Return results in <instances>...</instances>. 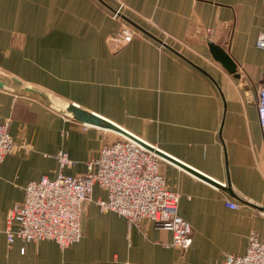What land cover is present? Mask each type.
<instances>
[{"label": "crops", "instance_id": "crops-1", "mask_svg": "<svg viewBox=\"0 0 264 264\" xmlns=\"http://www.w3.org/2000/svg\"><path fill=\"white\" fill-rule=\"evenodd\" d=\"M120 3L159 39L166 31V43L208 75L150 37L117 45L111 11ZM260 31L264 0H0V122L17 145L0 162V264H221L225 253H245L251 230L264 239ZM70 105L166 156L161 169L192 227L189 248L163 246L172 233L148 219L128 227L102 212L98 185L84 202L78 242H7V213L26 184L56 177L59 150L72 160L63 173L78 176L118 138L105 127L83 130ZM234 236L243 245L215 257L212 244Z\"/></svg>", "mask_w": 264, "mask_h": 264}, {"label": "built area", "instance_id": "built-area-1", "mask_svg": "<svg viewBox=\"0 0 264 264\" xmlns=\"http://www.w3.org/2000/svg\"><path fill=\"white\" fill-rule=\"evenodd\" d=\"M122 14V3L111 11V17L119 21L113 37L117 45L148 37L125 21ZM206 31L210 33V29ZM159 33L160 39L166 43L169 34L162 29ZM255 44L264 50V31L258 33ZM255 103L264 149V69ZM90 126L93 125L84 123L83 130ZM115 133L118 138L101 145L98 156L86 163L84 174H64V168L72 164V160L65 150H59L55 154L59 166L56 177L43 175L24 186L23 200L15 204L6 216L5 233L9 244L15 239L24 242L48 239L63 249L78 242L82 237L80 220L84 202L91 200L93 188L98 185L106 193L104 199L95 200L102 212L111 211L124 217L128 227L141 228L143 220L148 219L155 226L172 233L171 241L163 243V246L180 251L190 247L192 227L177 212L180 194L167 185L161 169L165 158L156 153L155 146L142 139L139 138L153 149L122 133ZM16 147L8 133V122H0V162ZM225 205L231 209L239 208L233 200H226ZM221 264H264V239L251 230L247 235L245 253H225Z\"/></svg>", "mask_w": 264, "mask_h": 264}, {"label": "water", "instance_id": "water-1", "mask_svg": "<svg viewBox=\"0 0 264 264\" xmlns=\"http://www.w3.org/2000/svg\"><path fill=\"white\" fill-rule=\"evenodd\" d=\"M114 10V9H113ZM112 10V11H113ZM125 21H127L129 24H131L132 26H134L135 28H137L138 30H140L142 33H144L145 35H147L148 37H150L151 39H153L154 41L158 42L159 44H161L162 46L168 48L169 50L173 51L174 53H176L177 55H179L181 58H183L184 60H186L188 63H190L191 65H193L194 67H196L198 70H200L202 73L207 74V72L205 70H203L202 68H200L199 66L193 64L191 61H189L188 59H186L184 56H182L181 54H179L178 52H176L174 49H172L167 43L163 42L161 39H159L158 37H156L155 35H153L152 33H150L149 31L145 30L143 27H141L140 25H138L136 22H134L133 20H131L130 18L126 17L125 15L122 14L121 16ZM217 52L219 53L220 56H222L223 60L225 61V59H229L228 55L225 53L224 50L222 49H218ZM224 55V56H223ZM235 68V65L232 67ZM69 112L74 116V118H76L77 120L84 122V123H88L91 125H96V126H100V127H105V128H109L111 130L117 131L119 133H122L136 141H138L139 143L143 144L144 146L153 149V147L145 144L144 142H142V140H139V138L135 137L134 135L130 134L129 132L123 130L122 128H120L119 126L104 120L94 114H91L89 112H86L84 110H81L78 107L72 106L70 105L68 107ZM156 153L162 155L163 157L164 154H162V152H160L159 150H155ZM207 179V178H205ZM209 181V180H208ZM214 183V182H213Z\"/></svg>", "mask_w": 264, "mask_h": 264}, {"label": "rangeland", "instance_id": "rangeland-1", "mask_svg": "<svg viewBox=\"0 0 264 264\" xmlns=\"http://www.w3.org/2000/svg\"><path fill=\"white\" fill-rule=\"evenodd\" d=\"M239 243V239L236 236L215 242V244H212L215 257L217 255L222 256V253L225 251L237 250L241 245H243Z\"/></svg>", "mask_w": 264, "mask_h": 264}]
</instances>
